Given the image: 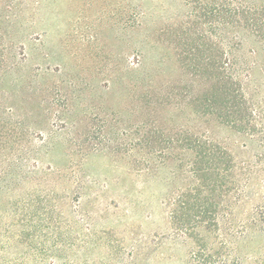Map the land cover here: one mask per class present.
I'll list each match as a JSON object with an SVG mask.
<instances>
[{"label":"rangeland","instance_id":"374dc122","mask_svg":"<svg viewBox=\"0 0 264 264\" xmlns=\"http://www.w3.org/2000/svg\"><path fill=\"white\" fill-rule=\"evenodd\" d=\"M0 264H264V0H0Z\"/></svg>","mask_w":264,"mask_h":264},{"label":"trees","instance_id":"16d2710c","mask_svg":"<svg viewBox=\"0 0 264 264\" xmlns=\"http://www.w3.org/2000/svg\"><path fill=\"white\" fill-rule=\"evenodd\" d=\"M235 121H236V120H234V119L232 118L231 123H233V125H234V123H236Z\"/></svg>","mask_w":264,"mask_h":264}]
</instances>
